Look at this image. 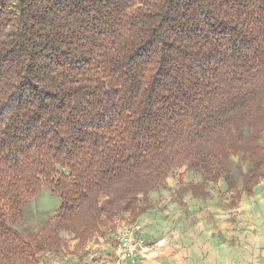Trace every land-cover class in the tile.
<instances>
[{"label": "trees", "instance_id": "obj_1", "mask_svg": "<svg viewBox=\"0 0 264 264\" xmlns=\"http://www.w3.org/2000/svg\"><path fill=\"white\" fill-rule=\"evenodd\" d=\"M263 133L264 0H0V264L137 222L183 167V193L252 194ZM44 189L56 214L19 230Z\"/></svg>", "mask_w": 264, "mask_h": 264}, {"label": "rangeland", "instance_id": "obj_2", "mask_svg": "<svg viewBox=\"0 0 264 264\" xmlns=\"http://www.w3.org/2000/svg\"><path fill=\"white\" fill-rule=\"evenodd\" d=\"M260 143L264 145V133ZM231 160V167L239 179L241 189L249 163L241 154H233ZM202 184L203 178L187 167L176 170L168 177L167 186L152 192V207L145 213L149 215L145 223L141 219L145 214L137 222H133L129 214H122L115 221L116 229H108L91 238L87 244V247L90 246L89 251L99 250L102 253L99 247L94 248L101 242V235L106 237V244L111 245H106V249L113 251L114 248L117 251L119 244L116 238L123 225L135 226L141 234L146 231L144 224L147 223L148 228H151L148 232L196 229L198 236L207 232V241L213 242L210 246L213 251L218 250L217 244L220 243V252L210 255L215 260L214 264H264V180L254 188V193L243 192L240 198L235 193L227 192L228 187L224 181L207 185L209 197L196 198L192 192L183 193L187 186ZM59 206L60 200L57 196L47 189L42 190L40 196L28 206L24 222L19 224L18 229L38 231L49 217L56 214ZM105 237L102 238L105 240ZM72 239L65 238V246L57 252L43 254L40 264H78L76 260L79 247L73 249L74 246L70 244ZM93 240L95 245L91 244ZM80 250L86 252V248L80 247ZM149 250L147 248L144 256ZM92 255L86 260L88 263L93 262ZM98 256L103 259L102 262L111 261L108 257L102 258L100 254Z\"/></svg>", "mask_w": 264, "mask_h": 264}, {"label": "crops", "instance_id": "obj_3", "mask_svg": "<svg viewBox=\"0 0 264 264\" xmlns=\"http://www.w3.org/2000/svg\"><path fill=\"white\" fill-rule=\"evenodd\" d=\"M148 216L147 214L142 216L141 219L143 223L148 219ZM144 227H146L144 228L146 231L141 232L140 235L144 238L150 250L138 264H214L215 260L212 259L210 255L214 256L220 252L219 242L217 244V251H213L212 247H210L213 242L207 241V232H204L203 236H198L196 229L148 232L151 228H148L147 223L144 224ZM62 237L63 240L65 238H73L70 242V244L74 246L73 249L79 247V254L76 260L78 264H130L128 262H120L118 260L117 251H115L114 248L113 251L106 249V245H111L106 244L107 240L105 236L101 235V238H99L101 242L94 247H99L100 250L102 249V253L99 250L96 252L89 251L90 246L87 247V244L91 239L86 243L79 244V240H77L75 236L71 237L66 232L62 234ZM102 237H105V240ZM91 244L95 245V240H93ZM80 247L86 248V252L80 250ZM99 254L102 258L108 257L111 261L102 262L103 259L101 260L99 258ZM91 255L93 262L88 263L86 260L89 259Z\"/></svg>", "mask_w": 264, "mask_h": 264}, {"label": "built area", "instance_id": "obj_4", "mask_svg": "<svg viewBox=\"0 0 264 264\" xmlns=\"http://www.w3.org/2000/svg\"><path fill=\"white\" fill-rule=\"evenodd\" d=\"M116 240L119 244L117 255L120 262L138 264L148 248L135 226L123 225Z\"/></svg>", "mask_w": 264, "mask_h": 264}]
</instances>
